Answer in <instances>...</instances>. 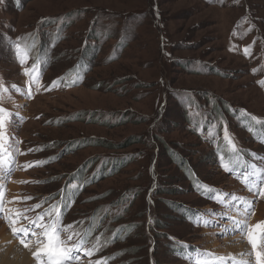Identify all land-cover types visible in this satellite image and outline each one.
I'll return each mask as SVG.
<instances>
[{
  "label": "rangeland",
  "instance_id": "rangeland-1",
  "mask_svg": "<svg viewBox=\"0 0 264 264\" xmlns=\"http://www.w3.org/2000/svg\"><path fill=\"white\" fill-rule=\"evenodd\" d=\"M5 2L0 10V75L10 80L9 88L24 90L26 81L11 41L27 43L30 49L37 40L52 61L43 67L42 84L29 85L30 95L29 87L14 93L13 88L3 98L12 116V122H6L5 146L11 137L15 152L7 149L10 154L3 156L4 162L9 157L0 174L3 204L13 193V181L19 187L7 203V213L5 207L0 213L8 232L13 235L4 216L14 218L20 211L35 219L36 207L23 210L54 203L62 189L69 191V183L86 179L83 186L74 183L72 188L76 194L67 212L69 225L85 222L92 235L115 230L114 238H123L115 239L102 256L91 259L79 253L78 264H197L198 259L215 264L217 257H235L218 253L205 239L213 233L231 240L240 233L223 218H242L232 210L234 197L240 198L236 203L242 209L246 205L240 200L250 202L249 227L264 221V197L253 194L261 187L252 182L249 191L245 177L222 173L207 147L187 131L184 107L188 98L209 92L222 103L233 102L264 116L258 77L250 76L245 58L227 53L230 35H247L241 21L248 15L264 32V0ZM250 34L255 38L250 31L247 40ZM69 76L76 77L70 89L46 93L53 82L57 86ZM203 111L208 108L203 106ZM246 138L243 134L241 142ZM176 158L194 167L200 186L219 188L223 201L194 189ZM158 178L159 189L154 191ZM131 194L134 200L126 209L117 206ZM174 203L195 213L193 222L174 210ZM97 213L103 216L95 223ZM15 226L25 227L27 221ZM13 237L32 258L36 238L25 248ZM61 238L69 246L74 242L66 233Z\"/></svg>",
  "mask_w": 264,
  "mask_h": 264
},
{
  "label": "trees",
  "instance_id": "trees-1",
  "mask_svg": "<svg viewBox=\"0 0 264 264\" xmlns=\"http://www.w3.org/2000/svg\"><path fill=\"white\" fill-rule=\"evenodd\" d=\"M6 0H0V10H4ZM244 21V24L241 26L242 28H247L249 32H254L255 38L251 37L253 34H250L249 39L247 40L245 35L243 38H235L234 34L230 35L227 39V53L230 55L242 56L247 61V71L250 73V76H257L258 80L256 86L260 89L261 93L264 95V32L259 29V21L256 20L255 17L248 15L241 22ZM259 25V26H258ZM44 28L43 30H45ZM233 30V29H232ZM234 33V31H233ZM246 39V43L245 42ZM22 42V39H20ZM12 43V53H14V57H16L17 65L21 67V71L24 78L26 79L24 84V90H22L19 86L9 88V84L11 83L4 75H0V108L5 111L6 121L12 122V116L10 119L7 118V114L11 113L9 107L4 105L3 98L6 93L11 92L13 88H15L14 92L24 91L26 92L28 86L32 82H39L42 84L41 73L43 71V67L45 64H52L51 59L45 58L43 53V44L41 42L34 41L31 45L30 49H27V43H20L17 41H11ZM27 44V45H26ZM16 45H19V51L22 55H24V59L26 60V68H24L17 56H16ZM26 45V48H25ZM165 47V45H164ZM35 68V71L32 73V76H28L25 74V70H31ZM73 78V79H72ZM75 76L65 77L57 86L50 89L46 93H50L52 91H59L60 89L69 88L76 82ZM70 79H72L70 81ZM14 86V85H13ZM200 97V98H199ZM220 98L214 99L212 94L207 92L204 95H199L197 97L188 98L185 104V121L187 131L192 133L196 139L203 145L207 147L210 151L211 159L214 160V163L222 170V173L226 176L228 175H238L241 176L243 174H247L249 178L260 177L264 179V116L255 113L248 108L243 106H238L233 102L222 103L220 102ZM203 106L208 108V111H203ZM203 113V114H202ZM207 114V115H206ZM158 117H161L158 114ZM227 128L229 130V139H225L224 129ZM8 130V129H7ZM245 134L247 138L246 141H242V135ZM149 137H146L148 140ZM154 138L153 135L151 137ZM10 139L8 138V142H6V150L10 149ZM155 140V138H154ZM158 140V139H157ZM250 140V141H249ZM241 143L247 142L248 145H241ZM250 146V147H248ZM11 152H14L11 150ZM15 153V152H14ZM208 156V157H209ZM176 157V156H175ZM176 164H180L181 169L186 177V180L193 186L194 189L198 188V191L206 194L208 191L211 195H213L216 200H223V193L219 188H214L210 186H206L198 182L197 173L194 170V167L188 162L182 163L176 158ZM109 170L113 168V164L108 166ZM153 174V171H152ZM159 178L154 181V191L158 188ZM87 182L86 179H78L75 182L69 183L68 190L62 189L60 194L56 199H52L54 203H41L39 207H36L33 211L34 214H42L47 209H49L52 205H64L63 207V224L65 226L69 225L67 221V212L71 208L73 204H75L74 191L72 185L83 186ZM75 183V184H74ZM152 186V185H151ZM134 200V196L126 195L123 197L121 201H119L118 207L126 209ZM177 205L174 203L173 206ZM46 208V209H45ZM106 207V212L110 209ZM175 206L174 210H179L178 212L186 215V218L193 222V219L196 218V214L190 211H182L181 209ZM45 209V210H43ZM103 215L97 213L95 223L98 219L102 218ZM48 221V217H45L44 222ZM152 222L154 219L152 218ZM88 224L85 222L78 223L75 228V231L79 232L81 236L84 238V247L86 249H98L91 255V259L95 256H102L104 250L109 247L116 239L120 241L122 237H115V230L109 233L107 230H99L96 235H92L91 230L88 229ZM131 231V230H129ZM68 234V232H65ZM64 234V233H63ZM74 242H71L72 245H76L80 243V240L76 237L73 238ZM104 260L109 261L113 260L112 257L105 256Z\"/></svg>",
  "mask_w": 264,
  "mask_h": 264
},
{
  "label": "snow or ice",
  "instance_id": "snow-or-ice-1",
  "mask_svg": "<svg viewBox=\"0 0 264 264\" xmlns=\"http://www.w3.org/2000/svg\"><path fill=\"white\" fill-rule=\"evenodd\" d=\"M16 56L21 65L25 63L24 55L19 51V45H16ZM35 71V68L25 70V74L32 76V73ZM56 82H53L51 87H55ZM264 86V83H262ZM15 87V86H13ZM30 95V87H29ZM7 118H11V113L7 114ZM6 114L5 111L0 108V166L3 165V156L5 154V127H6ZM225 139H229V130L224 129ZM11 152V149H8ZM31 165H25L28 167ZM247 174H245L246 177ZM252 182L245 179L246 186L249 187V191L253 189L249 186ZM264 183V182H262ZM75 187V185H72ZM3 185H0V213L4 212L3 204ZM254 195L264 197V187H261L259 191H253ZM26 199H30L27 197ZM240 198H233V207L232 210L237 213L238 216L242 217L241 219H235L232 217L225 216L223 217L226 220H231L234 229H238L241 235L247 237V241L252 248V254L255 257V264H264V221L257 223L253 227H249L247 224V218L252 214L250 202L240 200V204L246 205L243 209L236 203ZM226 203V201H224ZM33 208H26L23 210L24 213L32 211ZM66 207L64 205H52L44 213L32 219L26 215H23L20 211H17L14 218H9L4 216L6 223H8L12 233L19 239L20 243L25 247H29V242L31 239L36 238L37 250L33 253V258L37 261V264H78L80 260L79 253L83 252L85 255H93L94 252L98 249H86L84 247V238L81 234L75 231V225L63 224V210L62 208ZM45 217H48V221L45 223ZM27 221V226L25 227H16L15 225L19 224L20 221ZM203 226H208L204 224ZM39 230V231H38ZM68 232V241H71L74 237L80 240L79 244L69 246L67 241L62 239L63 233ZM244 254H241V257L237 259L236 257H217L215 264H248V261L243 258ZM96 264H103V261H97ZM197 264H209V261L206 259H198Z\"/></svg>",
  "mask_w": 264,
  "mask_h": 264
},
{
  "label": "bare ground",
  "instance_id": "bare-ground-1",
  "mask_svg": "<svg viewBox=\"0 0 264 264\" xmlns=\"http://www.w3.org/2000/svg\"><path fill=\"white\" fill-rule=\"evenodd\" d=\"M9 187L11 188L13 193L11 194L9 193L7 200H5L4 203L5 214L7 213V209H6L7 203H10L12 200L11 195L13 194L15 197L14 193L19 188L17 184L15 185L14 181L13 184L10 185ZM207 236H208L207 240L205 239V241L211 242V248L217 250L218 253L221 254L231 253L235 255L237 259L241 257V254H244L243 258L248 262H251L248 264H255L254 260H251L250 255H248L249 249H248L247 241L245 237H243V235H241L240 233H238L237 236L231 238V240L230 239L221 240L220 238L215 237L216 234L213 233L207 234ZM30 255L31 254L27 250L21 249L18 241L13 237L12 234L8 232L6 226L0 221V264H35V262L33 261L34 259L33 256L31 258Z\"/></svg>",
  "mask_w": 264,
  "mask_h": 264
},
{
  "label": "crops",
  "instance_id": "crops-1",
  "mask_svg": "<svg viewBox=\"0 0 264 264\" xmlns=\"http://www.w3.org/2000/svg\"><path fill=\"white\" fill-rule=\"evenodd\" d=\"M8 162V161H7ZM6 162V163H7ZM6 163L4 164V165H2V166H0V174H3L4 173V171H5V169H7L5 166H6Z\"/></svg>",
  "mask_w": 264,
  "mask_h": 264
},
{
  "label": "built area",
  "instance_id": "built-area-1",
  "mask_svg": "<svg viewBox=\"0 0 264 264\" xmlns=\"http://www.w3.org/2000/svg\"><path fill=\"white\" fill-rule=\"evenodd\" d=\"M23 100V99H22Z\"/></svg>",
  "mask_w": 264,
  "mask_h": 264
}]
</instances>
